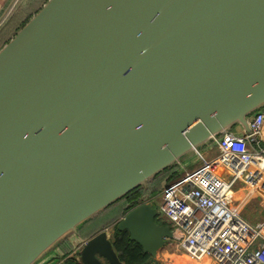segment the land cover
Instances as JSON below:
<instances>
[{"label":"water","instance_id":"obj_1","mask_svg":"<svg viewBox=\"0 0 264 264\" xmlns=\"http://www.w3.org/2000/svg\"><path fill=\"white\" fill-rule=\"evenodd\" d=\"M258 112L264 0H47L0 48V264H57L75 237L81 264H123L84 226ZM159 215L116 227L156 259Z\"/></svg>","mask_w":264,"mask_h":264},{"label":"built area","instance_id":"obj_2","mask_svg":"<svg viewBox=\"0 0 264 264\" xmlns=\"http://www.w3.org/2000/svg\"><path fill=\"white\" fill-rule=\"evenodd\" d=\"M249 122L251 132H226L217 156L199 154L201 164L161 192L159 212L170 222L177 248L192 261L264 264V219L253 223L243 216L253 196L264 206V112Z\"/></svg>","mask_w":264,"mask_h":264},{"label":"trees","instance_id":"obj_3","mask_svg":"<svg viewBox=\"0 0 264 264\" xmlns=\"http://www.w3.org/2000/svg\"><path fill=\"white\" fill-rule=\"evenodd\" d=\"M46 2L47 0H29V5L26 8L22 9V11L20 10L17 15L15 14L16 16L12 18L11 22L0 33V48L4 44L8 43L16 35L17 31L21 29L29 21V19L43 7ZM181 175V172H177L175 175H170V181L175 180ZM154 192H157V190ZM144 198L139 202L137 201L135 202V204L127 207V209H122L123 213L126 214L131 208L139 205L144 200ZM109 208L98 218L87 223L84 226V228L81 230V235L83 238H89L92 235L98 233L101 228H108L111 225L112 221L117 218V214H115V216L113 217V215L108 212L110 210ZM115 213H118V211ZM108 219L110 220L108 221ZM158 219L160 220L161 217H159ZM98 224L99 226L97 227V229H95L94 227ZM112 242L119 256V259L123 264H153L155 262V259H153L149 253L144 252L143 247L139 243L130 240V233L127 230L119 231L116 225L114 227V232L112 235ZM69 253L70 251L65 252L66 256L62 264H81L79 255L70 257ZM107 264L109 263L107 262Z\"/></svg>","mask_w":264,"mask_h":264},{"label":"rangeland","instance_id":"obj_4","mask_svg":"<svg viewBox=\"0 0 264 264\" xmlns=\"http://www.w3.org/2000/svg\"><path fill=\"white\" fill-rule=\"evenodd\" d=\"M215 150H217L216 154H215V152H216ZM207 152H208L209 157H208V155H206ZM218 153H219L218 152V147H217V145H214L212 147L203 149L201 154H203L208 159H212L215 156H217ZM188 163H191V164H189L188 167L175 166V168L177 169L178 172H181L182 175H183L186 170H190V168H194V167H196V166L201 164L200 155L191 156L185 162V164H188ZM162 175L160 176V178L158 176L157 179H156L157 180L156 181L157 185H156L155 189H157V187H159L160 191L158 190L157 192H155V195H154V197L152 198V201H151L152 206L155 207L158 210L161 209V203H162V194H161V192H162L163 188L166 186V182L167 181L165 179L168 176V174H165L164 176H162ZM240 198H242V197H240ZM258 203L260 204V206H262V208H264V206L261 204V201L258 202V200H255V201L251 200V203H249L248 206H245L244 209H243V216L246 219H248L249 221L253 222V223H257V222H259V221L264 219V209L262 210L259 207ZM124 215L125 214L122 211V207H120L119 210H118V213H117V218L115 220H113L111 225L108 227V229H109V231L111 233L114 232L115 225L118 223V221ZM159 217H161V219L164 220L165 223L170 225V222L163 216L162 213L159 215ZM110 219H108V221ZM98 226H99V224L96 225L94 228L97 229ZM74 239H79V238H74ZM72 241H73V239H72ZM73 249H74V247H72V245L70 243H67L66 245H64V253L68 252V251H70V253H71L73 251ZM170 253H175L176 254V256L173 255V257H172L173 259L177 258V259H179L181 261L186 262V264H197L196 262L190 260L189 258H187L185 255L182 254V250L177 248L176 242L173 239L168 240L167 244L159 251V254L157 255V258H160V259L164 258V254H166L165 255V258H166V257L169 256ZM76 255L78 256L79 254H76Z\"/></svg>","mask_w":264,"mask_h":264},{"label":"crops","instance_id":"obj_5","mask_svg":"<svg viewBox=\"0 0 264 264\" xmlns=\"http://www.w3.org/2000/svg\"><path fill=\"white\" fill-rule=\"evenodd\" d=\"M25 1H26V3H25ZM28 5H29V0H0V33L11 22L13 17H15L19 13L20 10L22 11V9L26 8ZM232 131L238 135H242L245 132V130L241 126H237ZM261 141L264 144V123H263V127H262ZM215 151H216L215 152V154H216L217 150H215ZM218 152H219V150H218ZM206 155H208V152L206 153ZM208 157H209V155H208ZM190 169H192V168H190ZM244 193H245V191L240 193L241 197ZM251 200H254V201L258 200V202H259V201H261V198L259 196L251 197L247 202H245L244 207L248 206V204L251 203ZM261 204H262V202H261ZM258 205L262 210L264 209V208H262V206H260L259 203H258ZM244 207H243V209H244ZM107 231L110 232L108 228H107ZM112 235H113V233H112ZM75 238H77V237H75ZM84 239H87V238H84ZM80 240L81 239H74L73 238V241L65 242L60 247L61 250L57 251V253H56V255L58 254L57 257H54L49 262H53L55 260L56 262H58L57 264H62V262L66 256V254L64 253V245H66L67 243H70L72 245V247H74L72 242H74L76 244V247H74L73 251L71 253H69V256L70 257L71 256H77L76 254L79 253V251H80L79 248L81 246ZM158 254H159V252H158ZM165 255L166 254H164V258H162V259H160V258L155 259V262L153 264H186V262L181 261L177 258L173 259L172 258L173 255L176 256L175 253H170L169 256L166 258H165ZM107 262L108 261L106 259H103V264H107ZM194 262H196V261H194ZM196 263L202 264L201 262H196Z\"/></svg>","mask_w":264,"mask_h":264},{"label":"flooded vegetation","instance_id":"obj_6","mask_svg":"<svg viewBox=\"0 0 264 264\" xmlns=\"http://www.w3.org/2000/svg\"><path fill=\"white\" fill-rule=\"evenodd\" d=\"M177 172H178L177 169L175 167H173V168L163 172L162 173L163 175L162 174L161 175L164 176L165 174H168V176L165 179L167 181L166 182V184H167L168 182H170V175H172V174L175 175ZM161 175H158L159 178H160ZM156 181L157 180H155L150 185L149 189L148 188L146 189V188L139 187V188H136V189L132 190L127 195H125L123 198L118 200L116 204H114L112 207H110L109 208L110 210L108 212H110V214L113 215V217H114L115 214H117L115 212H117L120 207H122V209H127V207L131 206L132 204H135V202H137V201L139 202L144 197H145L144 201L149 200V202H151L152 198L155 195L154 191H156V190L158 191L159 190L158 187H157V189H155V187L157 185Z\"/></svg>","mask_w":264,"mask_h":264},{"label":"bare ground","instance_id":"obj_7","mask_svg":"<svg viewBox=\"0 0 264 264\" xmlns=\"http://www.w3.org/2000/svg\"><path fill=\"white\" fill-rule=\"evenodd\" d=\"M207 264V262H205Z\"/></svg>","mask_w":264,"mask_h":264}]
</instances>
